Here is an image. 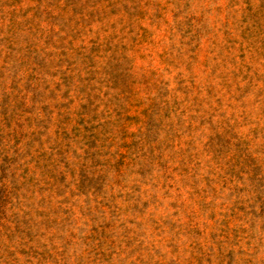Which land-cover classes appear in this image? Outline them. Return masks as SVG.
<instances>
[{"label":"rangeland","instance_id":"obj_1","mask_svg":"<svg viewBox=\"0 0 264 264\" xmlns=\"http://www.w3.org/2000/svg\"><path fill=\"white\" fill-rule=\"evenodd\" d=\"M0 264H264V0H0Z\"/></svg>","mask_w":264,"mask_h":264}]
</instances>
